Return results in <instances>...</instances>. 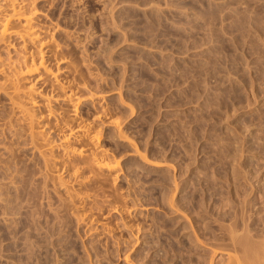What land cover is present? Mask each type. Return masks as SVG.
<instances>
[{
    "label": "rangeland",
    "instance_id": "obj_1",
    "mask_svg": "<svg viewBox=\"0 0 264 264\" xmlns=\"http://www.w3.org/2000/svg\"><path fill=\"white\" fill-rule=\"evenodd\" d=\"M21 1L52 71L23 90L10 64L37 47L0 40V264H231L233 232L264 247V0ZM60 119L114 169L81 140L67 155Z\"/></svg>",
    "mask_w": 264,
    "mask_h": 264
},
{
    "label": "bare ground",
    "instance_id": "obj_2",
    "mask_svg": "<svg viewBox=\"0 0 264 264\" xmlns=\"http://www.w3.org/2000/svg\"><path fill=\"white\" fill-rule=\"evenodd\" d=\"M20 2H22L21 0L19 1V0H0V40H6L7 38H9V37H11V36H13V35H15V36H18L19 38H21L23 41V44H29L30 45V43H31V45L33 44V48L34 47H37L36 49H37V51L38 52H36L35 51V53L34 54H37L36 55V57L34 56V55H32L33 53H31L30 52V54H31V57L32 56H34V58L32 57H30V55H28V54H26L28 51H24L25 50V48H24V50H23V54H22V57H21V55L19 56V58H17L16 57V60H12L13 62L10 64V63H8L7 65H8V67H6V68H11L12 67V69H10V71L12 70L13 71V73L12 72H10V74L12 75V77H15L16 78V80H18V81H22V80H26L27 78H28V76L29 75H31V74H34V73H36V72H38L39 71V73H40V75H41V73H42V71H43V73L46 71V73H50L52 70L48 67L49 65L48 64H46L45 63V60L43 59V57H45V56H43L44 55V53H43V55H42V51H45L43 48H42V46L44 45V38L43 39H41V36H39V34H38V32H42V31H40L39 29H37L36 28V25L37 24H35L34 23V18H35V11L33 12V11H31V13H29V12H27V10L26 9H24V7H22V6H24L23 4H21ZM23 3V2H22ZM26 10V11H24V10ZM37 30H39V31H37ZM40 35H42V34H40ZM8 40V39H7ZM6 40V41H7ZM9 41V40H8ZM7 43V42H6ZM46 43V42H45ZM10 44V43H9ZM47 45V44H46ZM45 46V45H44ZM43 46V47H44ZM25 47V46H24ZM27 47V46H26ZM45 48V47H44ZM43 49V50H42ZM34 50H35V48H34ZM24 52H26L25 54H24ZM30 57V58H29ZM14 59V58H13ZM9 62H11V59H10V61ZM9 64H10V66L11 67H9ZM1 65V64H0ZM2 65H4V64H2ZM1 65V66H2ZM6 65V64H5ZM4 65V66H5ZM1 66H0V68H1ZM3 68V67H2ZM2 69H0V71H1ZM5 71V70H4ZM41 71V72H40ZM56 73H57V71H56ZM56 73H55V71H54V77H56L57 75H56ZM38 74V73H37ZM43 75V74H42ZM52 75H53V72H52ZM9 76V75H8ZM38 77H41V76H39V74H38ZM53 77V78H54ZM9 78H10V76H9ZM9 78H8V80H9ZM30 78V77H29ZM54 79H58V78H54ZM11 80V79H10ZM13 80V79H12ZM28 80V79H27ZM21 81H20V85H21ZM57 81V84L59 83L58 81H59V79L58 80H56ZM11 82V81H10ZM14 82V84H13V89L15 88V92H16V94H18V92L19 91H21V88L19 89V82H15V80L13 81ZM71 82V81H70ZM66 83V82H65ZM68 83V82H67ZM66 83V84H67ZM10 84H12V82L10 83ZM19 86H18V85ZM24 84V81H23V83H22V85ZM26 84V83H25ZM55 84V83H54ZM53 84V85H54ZM66 84H64V82L63 83H61V80H60V83L58 84V87H60V90L62 89L63 90V94H64V98L66 99L67 98V100L68 101H71V102H74V100H75V95H74V93H70V91L71 90H68V91H66V86H64V85H66ZM22 85L20 86V87H22ZM70 86V84H68V86L67 87H69ZM23 87H24V85H23ZM22 87V88H23ZM27 87V86H26ZM57 87V88H58ZM71 87V86H70ZM10 88V87H9ZM13 89H12V92H13ZM26 89V88H25ZM59 89V88H58ZM68 89H70V88H68ZM11 90V89H10ZM23 90H24V88H23ZM36 90V88L34 87V86H32V84H31V86L29 85L28 87H27V89H26V91H29V93L31 94V93H33V95H34V92H37V90ZM61 90V91H62ZM11 92V91H10ZM69 92V93H68ZM11 94H15V93H11ZM93 94V93H92ZM32 95V94H31ZM12 96V95H11ZM62 96V95H61ZM92 96V95H91ZM18 97V96H17ZM21 97V95L19 96V98ZM75 97V98H74ZM12 98H14V96H12ZM77 98H78V96H77ZM92 98V97H91ZM14 100V99H13ZM18 101V98H16V96H15V100L14 101ZM22 100V99H21ZM20 101V100H19ZM18 101V103H16V104H19L20 105V107H22V105L21 104H23V103H26L25 101L23 102V103H21L22 101H20L19 102ZM34 102H35V100H34ZM70 102V103H71ZM14 103V104H15ZM31 103V102H30ZM37 102H35V104H36ZM69 103V104H70ZM15 104V105H16ZM32 104H34L33 103V101H32ZM31 104V105H32ZM18 105V106H19ZM26 105V104H25ZM25 105H23V106H25ZM72 105H74V103H72ZM30 106V105H29ZM32 106H35V105H32ZM32 106H31V108H32ZM76 106V105H75ZM27 107H28V104H27ZM23 108V107H22ZM21 108V109H22ZM25 108V107H24ZM32 109H34V108H32ZM23 110V112H24V110H26V108L25 109H22ZM21 110V111H22ZM28 110V109H27ZM26 110V111H27ZM71 110V109H70ZM76 110V109H75ZM20 111V110H19ZM31 111V109L29 110V112ZM22 112V113H23ZM34 112V111H33ZM76 112V111H75ZM25 113V112H24ZM26 113H28V111L26 112ZM25 113V114H26ZM71 113H73V112H71ZM20 114H21V112H20ZM25 114H22L21 116V118H24L25 120H29L30 118H31V121L30 122H32V123H35V121L33 122V120H35V118H37L38 119V117L36 116L35 117V115L36 114H34V113H29V114H31V115H29V114H27V115H25ZM32 114H34V116L32 115ZM75 114V113H74ZM25 116V117H24ZM26 116H31L30 118H26ZM33 116V117H32ZM75 116H77V115H75ZM75 116H74V118H75ZM62 117V116H61ZM70 117V116H69ZM34 118V119H33ZM64 118V117H63ZM67 117H65V119H66ZM81 119L80 118V116H78L77 117V120H79V119ZM23 119V120H24ZM37 119H36V121H37ZM62 119V118H61ZM60 119V121H62L63 122V125H61L60 124V126L58 127V129H60V128H63V131H62V129H61V131L63 132H61L62 133V139H61V141L63 142V144L62 145H65V149L67 150V153H65V154H67V155H70V156H73V155H78V156H80L81 154H82V152H84L83 151V149L82 148H78V147H76L77 145H76V143L78 142V141H83L84 143H82L81 141V143L80 144H78V145H81V144H84L85 146H83V148L84 147H88L89 148V150L88 151H90L91 150V153H89L88 154V158H87V154L85 153V157L84 158H86V159H84L83 158V160H85L86 161V163H85V165L88 163V164H90V166H91V168L92 169H94V170H91L90 168V170L91 171H95L96 169H98V170H100V171H102V169H106V168H112V169H114V167L116 166V163H112L111 161H109L108 159L106 160V158H105V156H106V154L105 155H102V156H100L99 155V152L101 151V150H99V145L97 146V144H99L98 143V139H100V137H98V136H100L99 134H98V136L96 135V133L94 134V133H92V131L90 130V124L88 123H84V120L82 119V121H76V119H74L75 121V123H74V125H76V126H74V127H71V128H69V127H67L66 128V126H70V123L72 122V121H70V123L68 122V120L66 121L67 123H69V125L66 123V124H64V122H65V119L64 120H61ZM71 119H73V118H71ZM70 119V120H71ZM26 122H28V126H29V121H26ZM39 122V121H38ZM58 123V122H57ZM60 123V122H59ZM31 124V123H30ZM35 125V124H34ZM57 125V124H56ZM66 125V126H65ZM31 126V125H30ZM71 126H73V125H71ZM32 127V126H31ZM57 128V127H56ZM67 129H69L68 130V133H66L65 131H67ZM92 129V128H91ZM70 131V132H69ZM60 133V132H59ZM33 134V133H32ZM35 134V133H34ZM41 135V134H40ZM34 137H35V135H33ZM59 138V137H58ZM38 139V138H37ZM60 141V140H59ZM74 141L76 142L75 143V145L76 146H74ZM52 143V142H51ZM47 145V144H46ZM60 145V144H59ZM51 146V145H50ZM81 146V147H82ZM80 147V146H79ZM54 148V147H53ZM42 149V148H41ZM84 149H87V148H84ZM97 149H98V151L99 152H97ZM48 150V149H47ZM47 150L45 151V150H43L44 152H47ZM103 151V150H102ZM85 152H87V150L85 151ZM47 154V153H46ZM84 154V153H83ZM91 154V156L93 155V158H90V160H88L89 159V157H91V156H89ZM100 154H103V153H100ZM69 156V157H70ZM65 157V156H64ZM71 158H73V157H71ZM81 158H82V156H81ZM66 159V158H65ZM70 160V159H69ZM68 160V162L67 163H69L70 162V164H71V161H69ZM87 160H88V162H87ZM48 161V160H47ZM65 161V160H64ZM49 162V161H48ZM47 162V163H48ZM81 162V161H80ZM90 162V163H89ZM75 163V162H74ZM74 163L73 164H71V165H74ZM83 163V162H82ZM118 163V162H117ZM70 165V166H71ZM76 165H77V167H80V166H78V164L76 163ZM76 165H75V167H73V168H71V169H73V171H74V168H75V171L78 173V170L80 169H78L77 167H76ZM82 165V164H81ZM87 167L89 166V165H86ZM89 166V167H90ZM85 167V166H84ZM77 168V169H76ZM82 168V167H81ZM86 170H88V169H86ZM97 170V172H98V175H99V171ZM80 171H81V169H80ZM80 171H79V173H80ZM104 171V170H103ZM76 172H73V173H75V174H73V173H71V174H73V175H76L77 173ZM82 172V171H81ZM96 172V171H95ZM96 172V173H97ZM102 174V173H101ZM105 174V173H104ZM80 174H77V176H79ZM74 177H76V176H74ZM80 178V177H79ZM75 179V178H74ZM78 179V178H77ZM76 179V180H77ZM78 181H80V180H78ZM84 181V180H83ZM82 182V181H81ZM80 184H82V183H80ZM71 185V184H70ZM71 186H73V185H71ZM75 189V188H74ZM75 192V191H74ZM80 195V194H79ZM78 197V196H77ZM81 199V198H80ZM234 233V232H233ZM231 234V236L233 235V239L235 240V241H237V243H238V247L239 248H236V250L237 249H240L241 251H242V253H240V252H238L237 251V253H236V255H232L231 257H232V259H233V261L234 262H230L229 261V263H231V264H241L242 263V261H244V260H246L247 262H248V264H264V247H263V245H262V243H260L259 245H261V247H262V249H258V247H260L259 245H257L258 247H256V246H254V248L256 249L257 248V250H254V252H252L253 251V249H252V245L249 243V240L247 241L246 240V238H244V237H242V238H240V237H238V235H236L235 233L234 234ZM246 236V235H245ZM247 237V236H246ZM264 242V241H263ZM241 245H240V244ZM252 243V242H251ZM234 244H236V243H234ZM235 247H237V245H235ZM251 250V251H250ZM240 253V254H239ZM232 259H230L231 261H232ZM243 264V263H242Z\"/></svg>",
    "mask_w": 264,
    "mask_h": 264
}]
</instances>
